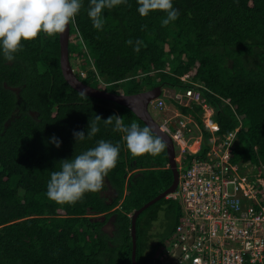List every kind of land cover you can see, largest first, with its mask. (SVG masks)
Returning a JSON list of instances; mask_svg holds the SVG:
<instances>
[{"label": "trees", "instance_id": "16d2710c", "mask_svg": "<svg viewBox=\"0 0 264 264\" xmlns=\"http://www.w3.org/2000/svg\"><path fill=\"white\" fill-rule=\"evenodd\" d=\"M172 2L180 15L167 26H162L166 13L141 17L137 0H127L103 10L105 24L98 31L87 14L89 0H83L75 20L85 44L72 25L69 44L70 59L80 65L77 77L97 89L135 95L156 87L185 92L195 88L182 79L189 75L215 109L217 136L226 139L242 123L232 162L262 168L264 0ZM129 39L145 46L135 52L126 43ZM21 43L23 51L11 62L0 50V264H133L131 216L173 183L166 148L156 156L131 154L124 134L114 130L115 122L106 125L103 120L116 115L126 126L146 125L129 109L83 95L65 81L59 34L41 32ZM179 109L196 120L203 134L201 151L188 156L187 165L195 158L208 160L212 134L203 125L202 107L193 103ZM96 115L102 119L99 132L88 139L89 121ZM81 131L86 138L76 141L73 133ZM99 140L120 148L103 190L85 193L74 205L50 200L51 172ZM162 210L169 227L150 244ZM182 217L180 203L168 198L139 216L137 264H153L169 250ZM109 223L111 236L104 231Z\"/></svg>", "mask_w": 264, "mask_h": 264}, {"label": "built area", "instance_id": "2783aa9c", "mask_svg": "<svg viewBox=\"0 0 264 264\" xmlns=\"http://www.w3.org/2000/svg\"><path fill=\"white\" fill-rule=\"evenodd\" d=\"M81 76L85 78L86 73L82 71ZM182 79L195 88L182 96L174 92L171 99L182 107L193 103L202 107V121L205 129L211 131L212 147L208 160L195 158L187 165V157L201 151V128L176 104L178 116L172 118L161 113L160 130L181 151L180 155L176 154L178 187L168 199L180 203L183 217L173 244L153 264H264V166L232 162L242 123L222 140L216 135L220 126L213 120L215 109L205 102L199 86L191 82L189 75ZM156 101V108L162 111L163 99ZM195 129L201 135L197 151L191 145ZM250 167L260 170L262 176L255 180L248 176L252 172Z\"/></svg>", "mask_w": 264, "mask_h": 264}, {"label": "clouds", "instance_id": "9594fccd", "mask_svg": "<svg viewBox=\"0 0 264 264\" xmlns=\"http://www.w3.org/2000/svg\"><path fill=\"white\" fill-rule=\"evenodd\" d=\"M137 2L141 17H146L154 11L166 13L162 26L177 20L180 15L179 11L173 7L172 0H137ZM122 4H127V0H89L87 14L93 27L102 31L105 24L102 17L103 10ZM82 7L83 0H0V50L4 59L13 61L15 54L23 51L22 41H33L41 32L48 37L63 34L69 24L76 27L80 43L85 44L75 20ZM126 43L132 46L135 52H139L141 47L145 46L142 40L129 39ZM76 72L74 70L75 74ZM155 102L152 103L155 104ZM101 120V117L96 115L95 120L89 121L88 139L99 132L98 125ZM113 121L115 122L114 130L124 134L123 139L133 156L145 154L156 156L167 147L163 139L155 135L148 126L141 128L135 122L126 126L124 119L116 115L103 120L106 125H112ZM73 135L76 141H83L86 138L82 131L74 132ZM52 143L57 148L60 147V141L57 138L53 137ZM119 152V145L99 140L96 147L75 155L72 160L60 161V170L51 172L47 185V197L59 204L74 205L83 200L85 193L102 191L105 177L117 165Z\"/></svg>", "mask_w": 264, "mask_h": 264}, {"label": "water", "instance_id": "95a60500", "mask_svg": "<svg viewBox=\"0 0 264 264\" xmlns=\"http://www.w3.org/2000/svg\"><path fill=\"white\" fill-rule=\"evenodd\" d=\"M70 38H71V24L66 26V31L63 34H59L60 51H61L60 63L65 81L74 90H76L77 92L83 95L96 99H105L119 106L129 109L131 112H133L136 115V117L139 120H141L146 126L150 127L155 135L161 137L167 145L166 150L169 159V167L173 172V183L171 187L168 188L159 196H157L155 199L144 205L141 209L135 211L131 216L132 219L131 230H132V240H133L132 260H133V264H137L136 262L137 220L145 210H147L157 202L161 201L162 199H167L170 194L174 193L178 187L179 177H180L177 160H176V148L174 142L169 135L163 133L160 130L159 124L154 120L152 114L149 111L150 104L161 98L163 94V90L161 87H156L151 91H146L135 95H122L86 85L74 73L70 59V51H69Z\"/></svg>", "mask_w": 264, "mask_h": 264}, {"label": "rangeland", "instance_id": "374dc122", "mask_svg": "<svg viewBox=\"0 0 264 264\" xmlns=\"http://www.w3.org/2000/svg\"><path fill=\"white\" fill-rule=\"evenodd\" d=\"M72 63V67L74 70H80V65L73 59L71 60ZM120 92V93H119ZM125 91L121 90V91H116V94H122V95H126L124 93ZM174 92L177 95L182 96V94H184V91L182 89H164L163 90V94L161 96V98L164 101V107L162 109V111H159L155 104H157L158 102L156 101V103H152L150 105V113L152 114V117L154 118V120L156 122L161 120V113L163 114H168L169 117H176L178 116V111L176 109L175 104L172 102V97L174 95ZM190 137V136H189ZM192 139H191V145L194 146L195 144H200V131L195 129V131H193V134L191 135ZM198 150V149H197ZM196 150V151H197ZM194 151V150H193ZM176 153L177 155L181 154L180 148L178 146H176ZM249 169H251L252 172H248V176L252 177L254 180L258 177V176H262V173L260 170L254 169V167H250ZM106 196H110L111 193L109 191L104 192ZM165 211H160L159 212V220L154 223L153 228H152V235H154V237L151 239L150 244H154L158 241L159 235L160 234H165L166 233V228L169 227V223L167 221V217L165 216ZM104 231L107 232L110 236L112 235L113 232V226L111 223H109L107 226H105Z\"/></svg>", "mask_w": 264, "mask_h": 264}, {"label": "bare ground", "instance_id": "6f19581e", "mask_svg": "<svg viewBox=\"0 0 264 264\" xmlns=\"http://www.w3.org/2000/svg\"><path fill=\"white\" fill-rule=\"evenodd\" d=\"M199 147V144H195L193 147H192V150L196 151Z\"/></svg>", "mask_w": 264, "mask_h": 264}, {"label": "flooded vegetation", "instance_id": "af4514ba", "mask_svg": "<svg viewBox=\"0 0 264 264\" xmlns=\"http://www.w3.org/2000/svg\"><path fill=\"white\" fill-rule=\"evenodd\" d=\"M164 90V89H163ZM15 91H18V90H15Z\"/></svg>", "mask_w": 264, "mask_h": 264}]
</instances>
